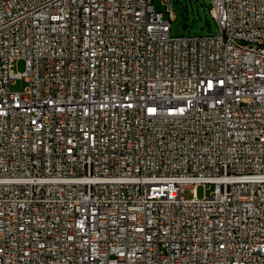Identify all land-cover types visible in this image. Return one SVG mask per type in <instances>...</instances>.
Listing matches in <instances>:
<instances>
[{
  "label": "built area",
  "instance_id": "built-area-1",
  "mask_svg": "<svg viewBox=\"0 0 264 264\" xmlns=\"http://www.w3.org/2000/svg\"><path fill=\"white\" fill-rule=\"evenodd\" d=\"M162 2L0 0V264H264V0Z\"/></svg>",
  "mask_w": 264,
  "mask_h": 264
},
{
  "label": "rangeland",
  "instance_id": "rangeland-1",
  "mask_svg": "<svg viewBox=\"0 0 264 264\" xmlns=\"http://www.w3.org/2000/svg\"><path fill=\"white\" fill-rule=\"evenodd\" d=\"M173 2L174 19L171 21L172 35L180 36L187 34L212 35L219 34L220 28L210 14L211 0H171ZM154 6L158 10H166V4L162 0H154ZM167 15V13H165ZM15 69L24 72L26 69L25 59L21 58L15 64ZM27 82L24 77L16 79L11 88L13 90H24ZM213 186L200 184L197 186V196L203 197L209 194ZM186 198L192 196L190 188L183 192Z\"/></svg>",
  "mask_w": 264,
  "mask_h": 264
}]
</instances>
